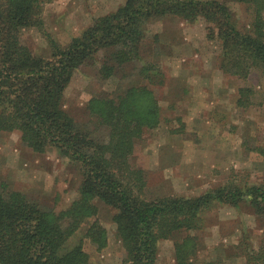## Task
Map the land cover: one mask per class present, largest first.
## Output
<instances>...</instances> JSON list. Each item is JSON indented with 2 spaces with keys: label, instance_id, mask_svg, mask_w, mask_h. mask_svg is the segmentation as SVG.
Segmentation results:
<instances>
[{
  "label": "trees",
  "instance_id": "1",
  "mask_svg": "<svg viewBox=\"0 0 264 264\" xmlns=\"http://www.w3.org/2000/svg\"><path fill=\"white\" fill-rule=\"evenodd\" d=\"M52 1L0 0V131H18L38 152L56 148L78 166L82 179L78 196L59 211L0 183V264H86L91 254L85 240L99 249L109 240L99 201L115 210L128 264H158L160 241L174 237L177 264H195L200 248L195 232L203 228L204 212L215 202L239 206L246 201L264 217V179L229 181L193 196L149 198L146 170L132 158L137 143L163 120L154 86L165 82V72L143 55L152 22L168 15L190 23L203 19L208 36L220 41L223 72L248 77L254 68L264 70V0H126L99 15L68 44L47 33L51 53L37 54L23 32L44 26V6ZM237 4L249 18L242 26ZM138 61H143L138 67L143 82L89 101L91 113L108 132L106 138L96 136L64 107L65 90L81 66L100 63L101 76L114 78ZM255 151L264 157V144ZM180 230L186 236L177 237ZM248 237L241 240L242 255L248 263L264 264V238L258 249L246 242ZM200 264H223V259Z\"/></svg>",
  "mask_w": 264,
  "mask_h": 264
},
{
  "label": "rangeland",
  "instance_id": "2",
  "mask_svg": "<svg viewBox=\"0 0 264 264\" xmlns=\"http://www.w3.org/2000/svg\"><path fill=\"white\" fill-rule=\"evenodd\" d=\"M125 2H48L44 6V26L25 29L23 39L37 54L49 55L47 33L60 44H68L99 15ZM234 7L239 24L248 23L245 7ZM206 26L201 19L190 23L168 15L152 22L143 45L145 60L156 62L165 72V82L154 86L163 107L162 123L137 143L132 157L146 170L149 198L193 196L229 181L264 179V157L255 151L264 144V70L254 68L248 77L224 73L220 68V41L208 36ZM99 64H85L74 72L63 105L80 124L106 138L108 132L91 113L89 101L94 96L119 92L130 83L143 82L138 71L143 61L128 65L114 78H103ZM241 87L250 91L244 94ZM239 99L243 100L241 104ZM81 179L78 166L56 148L38 152L22 141L18 131H0V183L5 181L45 208L59 211L78 196ZM99 206L109 240L102 249L85 240L91 254L86 264H128L127 250L113 220L115 210L101 201ZM204 217L205 225L195 232L200 244L195 264L211 259H223V264H251L242 255L241 240L248 235L246 242L259 249L264 217L246 201L239 206L215 202ZM176 234L184 237L187 232ZM175 241V237L160 241L158 264H177Z\"/></svg>",
  "mask_w": 264,
  "mask_h": 264
},
{
  "label": "crops",
  "instance_id": "3",
  "mask_svg": "<svg viewBox=\"0 0 264 264\" xmlns=\"http://www.w3.org/2000/svg\"><path fill=\"white\" fill-rule=\"evenodd\" d=\"M201 20H203V19H201ZM204 21V20H203ZM204 24V23H203Z\"/></svg>",
  "mask_w": 264,
  "mask_h": 264
}]
</instances>
